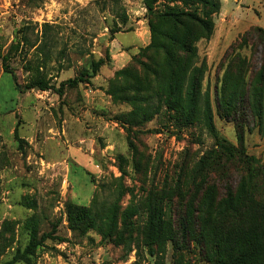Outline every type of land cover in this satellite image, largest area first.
<instances>
[{
  "label": "rangeland",
  "instance_id": "rangeland-1",
  "mask_svg": "<svg viewBox=\"0 0 264 264\" xmlns=\"http://www.w3.org/2000/svg\"><path fill=\"white\" fill-rule=\"evenodd\" d=\"M142 1L0 0V55L10 58L19 85L17 88L12 75L3 72L0 62V121L5 131V140L0 138V228L5 231L0 238V264L11 263L18 250L24 251L30 240L26 227L30 219L39 237L51 235L33 256V264H173L169 242L154 246V255L145 245L148 195L170 187L168 196L173 198L178 177L187 175L213 149L214 140L201 123L178 129L162 113L132 128L131 140L137 152L129 148L127 131L132 124L117 119L132 107L113 103L102 92L117 71L112 70L113 55L124 52L130 59L135 56L130 64L135 68L145 60L143 51L151 33ZM221 3V11L214 17V36L198 43L199 60L206 59L208 65L203 85L210 88L213 99L230 46L249 31L264 29V0ZM161 7L159 3L157 8ZM122 9L126 21L119 16ZM45 23L56 25L58 33L49 60L37 50ZM19 31L27 34L29 43L19 38ZM243 54L250 56V49ZM99 59L106 62L101 67V81L94 82L95 77L77 88H65L62 98L53 90L24 88L41 78L58 89L84 70L91 73L92 64ZM96 90L100 95L94 94ZM11 121H39L30 135L32 142L10 138ZM215 124L229 144L244 148L264 165V135L252 122L243 135L217 114ZM236 181L232 179L233 184ZM154 195L161 199L158 192ZM3 198L7 201L2 202ZM69 203L93 204L101 217L116 203L121 207L120 215L127 208L136 209L131 239L116 246L102 241L97 230L87 234L73 231ZM186 258L192 264H205L196 254H186Z\"/></svg>",
  "mask_w": 264,
  "mask_h": 264
},
{
  "label": "trees",
  "instance_id": "trees-1",
  "mask_svg": "<svg viewBox=\"0 0 264 264\" xmlns=\"http://www.w3.org/2000/svg\"><path fill=\"white\" fill-rule=\"evenodd\" d=\"M142 2L151 33L150 43L143 51L145 60L138 62V68L130 67L135 56L131 57L126 66L115 72L105 91L113 103L132 107L117 119L132 124L127 131L129 148L137 152L131 140L132 128L141 127L162 113L178 129L201 123L214 140L213 149L187 175L178 177L173 198L168 196L170 187L149 192L151 200L143 230L145 245L154 255V246L169 242L174 251L173 264H192L186 254L200 256L205 264H264V165L244 148L229 144L215 124L217 114L220 120L234 124L239 135L251 129V122L264 135V29L255 28L230 46L213 99L210 88L203 85L208 65L206 59L199 60L198 43L214 36V17L221 11V0ZM119 16L127 20L124 9ZM56 28L50 23L43 25L37 50L45 60L51 58L55 48ZM18 34L23 42H30L24 31ZM245 49H250V56L243 54ZM108 56L110 59L109 53ZM9 60L8 55H0L3 72L11 74L19 88ZM103 65L106 62L99 59L92 64L91 73L84 70L79 77L64 81L58 89L41 78L30 81L24 88L53 90L62 98L65 88L89 83L101 73ZM14 138L16 142L23 140L18 129ZM234 178H237L235 184ZM156 192L162 200L155 198ZM120 210L119 203L113 204L101 217L93 204L89 207L67 204L73 231L87 234L97 230L102 241L116 246L131 239L134 227L131 219L136 212L127 208L120 215ZM26 227L30 229L29 243L24 251H17L9 264L17 261L33 264L37 250L51 238L49 234L39 237L32 219ZM4 232L1 226L0 238ZM1 254L0 251V257Z\"/></svg>",
  "mask_w": 264,
  "mask_h": 264
},
{
  "label": "crops",
  "instance_id": "crops-1",
  "mask_svg": "<svg viewBox=\"0 0 264 264\" xmlns=\"http://www.w3.org/2000/svg\"><path fill=\"white\" fill-rule=\"evenodd\" d=\"M111 51H112V48H111ZM112 58H113V62H112V64H113L112 70L113 71L122 69L128 63V61L130 59V57H128V56L126 57L124 52H122L119 56L113 55ZM2 73L3 72L1 71V75H2ZM101 74L98 75L94 79V82L99 83L101 81V79H102ZM94 94L100 95V90H96L94 92ZM102 94L105 97L107 96L104 91L102 92ZM98 95L96 97H98ZM96 97H94V98H96ZM107 97H109V96H107ZM107 103L110 104L109 101ZM18 126L21 127L23 129V131L22 130L20 131ZM38 126H39V121H11L8 123V136L10 138H12V137L14 138L15 132L18 129V132H19V135L21 136V138L26 139L28 142H32V138L30 135H31L32 131L37 129ZM0 135L4 141L5 140V131H4V127H3V124L1 121H0ZM6 201L7 200L5 198L2 199V202H6Z\"/></svg>",
  "mask_w": 264,
  "mask_h": 264
}]
</instances>
